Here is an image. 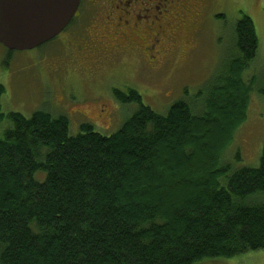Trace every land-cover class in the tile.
<instances>
[{"label":"trees","instance_id":"obj_1","mask_svg":"<svg viewBox=\"0 0 264 264\" xmlns=\"http://www.w3.org/2000/svg\"><path fill=\"white\" fill-rule=\"evenodd\" d=\"M234 38L206 99L161 114L131 88L119 98L139 109L110 136L91 124L72 136L65 115L44 110L11 113L0 135V264H201L264 251V147L256 168L221 166L251 100L250 16Z\"/></svg>","mask_w":264,"mask_h":264},{"label":"rangeland","instance_id":"obj_2","mask_svg":"<svg viewBox=\"0 0 264 264\" xmlns=\"http://www.w3.org/2000/svg\"><path fill=\"white\" fill-rule=\"evenodd\" d=\"M224 4L228 8L237 5L239 11L230 9L224 17L210 18L212 21L197 50L179 46L158 72L146 71V78L139 76L133 83L142 89L143 102L161 114L183 99L192 103L203 101L209 94L208 85L225 70L235 53L234 33L238 21L243 15L250 16L259 37L257 57L244 73V80L253 88L251 100L246 121L221 157V166H230L234 171L258 167L264 147V0H225ZM66 52L62 42L54 39L35 50L16 51L5 61L6 49L0 44V135L13 128L9 119L13 112L28 118L40 110L65 115L70 121L72 136L81 133L84 124H91L97 132L110 136L138 111V104L119 110L113 106L102 108L94 100L78 105L88 93L132 80L138 64L123 61L108 67L106 74L88 79L66 57ZM59 91L64 96V104L58 101L62 99ZM44 176L38 173L36 178L42 182ZM221 183L226 185L227 180L222 179ZM201 264H264V251Z\"/></svg>","mask_w":264,"mask_h":264},{"label":"flooded vegetation","instance_id":"obj_3","mask_svg":"<svg viewBox=\"0 0 264 264\" xmlns=\"http://www.w3.org/2000/svg\"><path fill=\"white\" fill-rule=\"evenodd\" d=\"M224 3L225 0H80L75 16L54 38L65 46L66 57L78 65L80 74L88 79L98 77L106 74L111 65L127 60L138 65L132 80L88 93L78 105L94 100L102 108H129L131 104H125L119 96L128 95L131 88L142 90L133 83L139 76L143 79L146 71L158 72L179 46L197 50L210 18L224 17L230 9L239 11V6L228 8ZM3 47L6 61L16 51ZM58 94L62 97H57L58 101L64 104L62 92Z\"/></svg>","mask_w":264,"mask_h":264},{"label":"water","instance_id":"obj_4","mask_svg":"<svg viewBox=\"0 0 264 264\" xmlns=\"http://www.w3.org/2000/svg\"><path fill=\"white\" fill-rule=\"evenodd\" d=\"M80 0H0V43L32 50L58 36L75 16Z\"/></svg>","mask_w":264,"mask_h":264}]
</instances>
